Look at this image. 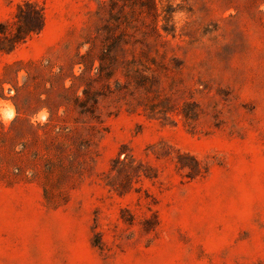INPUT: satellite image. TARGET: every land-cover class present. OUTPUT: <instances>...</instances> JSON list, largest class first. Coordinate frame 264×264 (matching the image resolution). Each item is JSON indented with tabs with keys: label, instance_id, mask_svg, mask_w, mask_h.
<instances>
[{
	"label": "rangeland",
	"instance_id": "1",
	"mask_svg": "<svg viewBox=\"0 0 264 264\" xmlns=\"http://www.w3.org/2000/svg\"><path fill=\"white\" fill-rule=\"evenodd\" d=\"M0 264H264V0H0Z\"/></svg>",
	"mask_w": 264,
	"mask_h": 264
},
{
	"label": "trees",
	"instance_id": "2",
	"mask_svg": "<svg viewBox=\"0 0 264 264\" xmlns=\"http://www.w3.org/2000/svg\"><path fill=\"white\" fill-rule=\"evenodd\" d=\"M36 19H37V24H36V27L34 29V32H38L39 30H41V26H42L40 16H37ZM1 28H4V26H2ZM22 36H23V32L17 30V32L15 33L14 37L12 38L13 42L17 44L18 42L23 41L24 38Z\"/></svg>",
	"mask_w": 264,
	"mask_h": 264
}]
</instances>
